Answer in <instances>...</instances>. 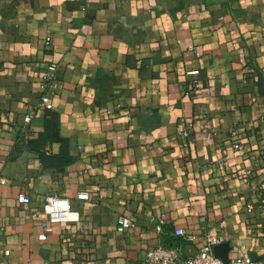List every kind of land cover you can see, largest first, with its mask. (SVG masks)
Returning <instances> with one entry per match:
<instances>
[{"label": "crops", "instance_id": "obj_1", "mask_svg": "<svg viewBox=\"0 0 264 264\" xmlns=\"http://www.w3.org/2000/svg\"><path fill=\"white\" fill-rule=\"evenodd\" d=\"M49 194L79 219L51 222ZM209 236L264 264V0H0V264Z\"/></svg>", "mask_w": 264, "mask_h": 264}, {"label": "built area", "instance_id": "obj_2", "mask_svg": "<svg viewBox=\"0 0 264 264\" xmlns=\"http://www.w3.org/2000/svg\"><path fill=\"white\" fill-rule=\"evenodd\" d=\"M191 73L196 75L198 74V70H194ZM192 84L194 88L200 87V81L197 78L192 80ZM41 104L49 109L53 107L48 94L42 96ZM24 119L26 122H29L32 119V113H26ZM234 148L241 150L244 148V144L236 141ZM77 198L80 200H88L90 199V193L88 191H80L77 194ZM18 199L20 202H29L30 197L25 193H20ZM43 208L51 222L77 221L80 217L79 212L73 209L71 200L68 197L57 194L47 195ZM248 209L251 211L252 207L250 206ZM133 224L134 222L130 217L122 215L118 218L117 230L124 231L133 226ZM176 233L183 235L184 230L177 229ZM222 240V237L209 236L206 244L193 256H184L176 248L158 245L148 251L147 261L151 264H254V259L250 256H237L230 258L229 261H224L216 256L213 247L215 244L222 242Z\"/></svg>", "mask_w": 264, "mask_h": 264}, {"label": "water", "instance_id": "obj_3", "mask_svg": "<svg viewBox=\"0 0 264 264\" xmlns=\"http://www.w3.org/2000/svg\"><path fill=\"white\" fill-rule=\"evenodd\" d=\"M213 250L216 256L220 257L224 261H229L231 245L228 241L215 244Z\"/></svg>", "mask_w": 264, "mask_h": 264}]
</instances>
